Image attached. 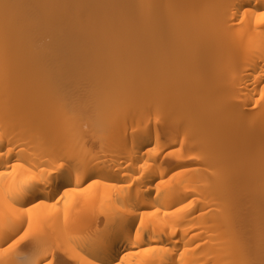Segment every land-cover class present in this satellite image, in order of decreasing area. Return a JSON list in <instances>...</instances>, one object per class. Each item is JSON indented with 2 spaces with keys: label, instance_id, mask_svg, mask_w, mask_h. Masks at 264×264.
I'll return each mask as SVG.
<instances>
[{
  "label": "bare ground",
  "instance_id": "obj_1",
  "mask_svg": "<svg viewBox=\"0 0 264 264\" xmlns=\"http://www.w3.org/2000/svg\"><path fill=\"white\" fill-rule=\"evenodd\" d=\"M0 264H264V0H0Z\"/></svg>",
  "mask_w": 264,
  "mask_h": 264
}]
</instances>
